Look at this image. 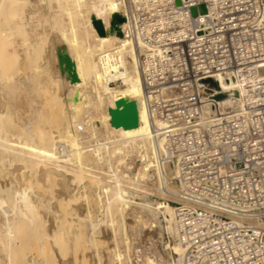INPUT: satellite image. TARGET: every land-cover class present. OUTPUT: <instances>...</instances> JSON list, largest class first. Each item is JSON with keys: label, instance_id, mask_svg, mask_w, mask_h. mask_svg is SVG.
<instances>
[{"label": "bare ground", "instance_id": "obj_1", "mask_svg": "<svg viewBox=\"0 0 264 264\" xmlns=\"http://www.w3.org/2000/svg\"><path fill=\"white\" fill-rule=\"evenodd\" d=\"M140 45L128 0H0V264H101L100 243L110 264H137L131 218L170 246L163 229L176 232L174 205L164 195L176 171L152 128ZM220 87L229 93L221 110L241 105L234 78ZM120 97L135 100L136 126L111 123ZM91 192L104 220L93 217Z\"/></svg>", "mask_w": 264, "mask_h": 264}, {"label": "built area", "instance_id": "obj_2", "mask_svg": "<svg viewBox=\"0 0 264 264\" xmlns=\"http://www.w3.org/2000/svg\"><path fill=\"white\" fill-rule=\"evenodd\" d=\"M128 4L152 128L176 171L177 264H264V0ZM209 76L234 78L241 105L221 110L199 83Z\"/></svg>", "mask_w": 264, "mask_h": 264}, {"label": "rangeland", "instance_id": "obj_3", "mask_svg": "<svg viewBox=\"0 0 264 264\" xmlns=\"http://www.w3.org/2000/svg\"><path fill=\"white\" fill-rule=\"evenodd\" d=\"M90 136L92 138V135H90V133H87L86 137H83V139L86 140L87 137H90ZM134 154H136V152H134ZM5 167L6 168H10L11 165L9 163H6ZM106 167L107 166L105 164L102 165V169L105 170V171H107ZM101 175H102L103 179L107 178V176H106L107 174L101 173ZM85 183H87V181H85ZM149 184H150L151 187L153 186L152 190L153 189L155 190V191L153 190V192H155L154 194H156V192L160 193L159 189H157V186H156L157 183L156 182L149 183ZM92 186H91V188L93 189ZM81 190H82V188L80 186V188L77 187L75 189V192H80ZM159 193H157V196L160 195ZM95 196H94L93 192H91V194H89V198L92 200V201L90 200V202H91L90 203V207L92 208L91 210H93V212H95L94 213L95 216L93 215V217H94V219H97V220L98 219L104 220L105 217H106L104 212L102 210H100V208L98 209L96 205H94V204H97V200L95 199ZM92 197L95 199L96 203H94L95 201L92 199ZM164 198H165L166 202L171 203L170 200H172V197L170 196V194L164 195ZM85 206H86V204H85ZM96 209H97V211H94ZM102 212H103V214H102ZM101 223L103 224V222L100 221V224H99V229L101 230V232L99 231L100 234L99 233L98 234H99V236H102L101 238H107L106 236H107V234H109L108 233L109 229L105 225L106 223H104V225H102ZM129 223H130V225L128 226V233H129L130 242H131L130 253L133 252V251L141 253L140 254L141 255L140 256V260L135 261L134 259H132V261L136 262L137 264H141L143 262V259H145L146 256H151L155 260H159L158 262H160L161 264H173V262H174V264L178 263L181 253L178 252L175 249V246H176V243H175L176 242L175 241V232L163 229L165 239L168 240V242L170 243V246H169L170 248H169V247H166L164 243H160L159 241L156 240V238H157V233L156 232H153V234L146 233L144 231L143 226L140 223L137 224L136 222H134L133 218H131V221ZM172 225H173V223H171V226ZM89 228H90L89 227V223H87V225H86L87 231H89ZM108 239L110 240L109 244L111 246H113L114 243L112 241V236H109ZM120 244H121V246L123 248V244L122 243H120ZM99 245H100L99 246L100 253L102 255L101 264H110L109 263V259L111 257L112 252L109 251L108 248L106 247L107 243H100ZM102 249L104 251L106 250L105 253L103 252ZM87 250H89V248ZM92 259H93V257H92Z\"/></svg>", "mask_w": 264, "mask_h": 264}, {"label": "water", "instance_id": "obj_4", "mask_svg": "<svg viewBox=\"0 0 264 264\" xmlns=\"http://www.w3.org/2000/svg\"><path fill=\"white\" fill-rule=\"evenodd\" d=\"M177 3L180 2V0H176ZM200 12L204 13L206 12V6L204 3H201L199 5ZM192 14H196V7L191 8ZM114 19L117 21H122L124 19L121 15H114ZM261 73L264 72V68H260ZM228 79H226L227 81ZM200 84H203L205 86V90L207 92H213V97L220 101L222 99H225L229 96L228 91L223 90L222 87H220L219 81L214 76L205 77L199 80ZM238 91L235 89L233 90V95L238 96ZM109 113L111 115V123L115 126L122 125L125 128L136 126L138 123V112H137V105L135 100L133 99H124L123 97H120L115 101V107L109 109Z\"/></svg>", "mask_w": 264, "mask_h": 264}]
</instances>
